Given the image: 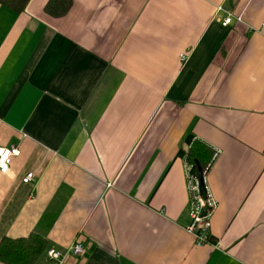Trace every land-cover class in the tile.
Returning <instances> with one entry per match:
<instances>
[{"label": "crops", "instance_id": "1", "mask_svg": "<svg viewBox=\"0 0 264 264\" xmlns=\"http://www.w3.org/2000/svg\"><path fill=\"white\" fill-rule=\"evenodd\" d=\"M50 1L0 2V147L21 151L0 244L46 239L36 264H264V0ZM189 136L213 154L204 245Z\"/></svg>", "mask_w": 264, "mask_h": 264}, {"label": "trees", "instance_id": "2", "mask_svg": "<svg viewBox=\"0 0 264 264\" xmlns=\"http://www.w3.org/2000/svg\"><path fill=\"white\" fill-rule=\"evenodd\" d=\"M17 12H23L30 0H0ZM72 5L71 0H51L47 6V12L51 15L62 16L68 12ZM187 143L191 144L188 152H182L188 162L192 165V174L198 177L199 164L204 172L209 169L208 161L213 154L202 143L193 141V137L187 138ZM47 241L41 237L31 235L25 238H5L0 244V261L7 264H36L43 257Z\"/></svg>", "mask_w": 264, "mask_h": 264}, {"label": "built area", "instance_id": "3", "mask_svg": "<svg viewBox=\"0 0 264 264\" xmlns=\"http://www.w3.org/2000/svg\"><path fill=\"white\" fill-rule=\"evenodd\" d=\"M218 12H225L224 8L222 6L218 7ZM233 22V16L231 14L228 15L223 21L222 25L224 27L230 25ZM185 58V57H184ZM0 173L4 175H10L12 173V162L14 159L19 158L21 156V151L16 147L11 148H1L0 147ZM35 178V175L30 173L28 174L23 182L29 183L32 182ZM191 191L194 193V197L192 198V208H191V219L192 224L189 228V232L193 233L195 235V238L197 240L198 245H204L209 242L210 239V227L211 222L208 218V214L206 216H203V208L206 206V202L202 200L199 192L198 194L195 192L199 188L190 187ZM208 205L211 206L209 201H207ZM72 253L74 256H81L85 253V249L81 244H76L72 248ZM64 254L61 251L57 250H50L48 252V259L50 260H61L64 257Z\"/></svg>", "mask_w": 264, "mask_h": 264}, {"label": "water", "instance_id": "4", "mask_svg": "<svg viewBox=\"0 0 264 264\" xmlns=\"http://www.w3.org/2000/svg\"><path fill=\"white\" fill-rule=\"evenodd\" d=\"M197 167H198V184H199L200 195H201L202 200L206 202V206L203 208V216H206L207 212L211 211L212 208L209 207L207 203L208 193L206 189L204 172L199 164H197Z\"/></svg>", "mask_w": 264, "mask_h": 264}, {"label": "snow or ice", "instance_id": "5", "mask_svg": "<svg viewBox=\"0 0 264 264\" xmlns=\"http://www.w3.org/2000/svg\"><path fill=\"white\" fill-rule=\"evenodd\" d=\"M0 151H2V150H0Z\"/></svg>", "mask_w": 264, "mask_h": 264}]
</instances>
